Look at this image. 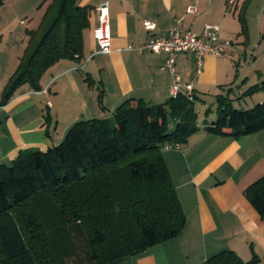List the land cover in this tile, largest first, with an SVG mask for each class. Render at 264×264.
Listing matches in <instances>:
<instances>
[{
  "label": "trees",
  "instance_id": "obj_1",
  "mask_svg": "<svg viewBox=\"0 0 264 264\" xmlns=\"http://www.w3.org/2000/svg\"><path fill=\"white\" fill-rule=\"evenodd\" d=\"M248 4L239 14L246 43ZM91 12L78 0H50L38 28L26 31L28 45L1 105L24 85L40 92L42 77L60 61L83 59ZM262 91L264 83L242 96ZM103 96L99 84L100 105ZM215 99L217 118L208 133L239 139L264 131V103L239 110L228 95ZM199 101L195 91L160 105L130 99L111 118L76 122L58 145L0 164V264H123L178 238L187 216L163 152L198 132ZM45 122L49 127L50 114ZM244 197L264 222V176ZM202 264H260V258L244 261L223 250Z\"/></svg>",
  "mask_w": 264,
  "mask_h": 264
},
{
  "label": "crops",
  "instance_id": "obj_2",
  "mask_svg": "<svg viewBox=\"0 0 264 264\" xmlns=\"http://www.w3.org/2000/svg\"><path fill=\"white\" fill-rule=\"evenodd\" d=\"M49 3L43 0L39 5L31 0L24 5L18 16L20 23L24 22L20 25H26L25 19L34 8H44V14ZM78 4L92 7L90 26L84 32L83 59L60 61L42 77L40 92L24 85L6 105H1L2 93L24 55L28 29L23 33L17 28L10 39L0 38V164L12 162L23 151H46L58 145L76 122L111 118L127 100L160 105L173 97V77L161 70L166 56L138 51L152 35L145 30V21L156 24L154 34L165 32L178 21L183 30L198 34L205 25L215 24L221 28L222 40H233L227 33L232 24L225 11L226 0H78ZM102 6L107 7L111 28L109 54L100 53L94 39ZM189 6H196L198 18L186 12ZM258 22L261 29L262 19ZM261 36L259 32L256 40L249 38L250 50L261 48ZM239 39L231 50L233 55L206 58L198 77L193 55L177 56L175 71L183 85L196 80L199 102L205 103L209 96L228 95L239 110L264 103V91L242 96L264 83V55L254 52L249 67L236 69L240 64L234 57L236 50L242 59L247 54L253 56ZM88 78L94 81L93 87ZM99 84L104 91L101 105ZM47 114L52 119L49 127ZM216 118L215 113L200 122L198 132L180 150L163 152L187 216L182 233L142 255L127 258L123 264H202L223 250L235 252L244 261L255 254L264 264V222L244 197L245 190L264 176V131L239 139L213 135L206 127Z\"/></svg>",
  "mask_w": 264,
  "mask_h": 264
},
{
  "label": "built area",
  "instance_id": "obj_3",
  "mask_svg": "<svg viewBox=\"0 0 264 264\" xmlns=\"http://www.w3.org/2000/svg\"><path fill=\"white\" fill-rule=\"evenodd\" d=\"M238 0H227L229 10L236 6ZM99 24L94 30V39L102 54H109L112 48L111 28L108 22L107 7L102 6L99 10ZM186 12L190 15L199 17L196 6H189ZM24 24V22H21ZM144 28L152 34L148 41L138 48L139 52H150L153 54H164L166 56L162 71H168L173 77L172 95L178 94L190 96L194 93L195 82L183 85L179 75L175 71L176 58L180 54H192L196 61L197 74L203 73L204 61L208 57L217 59L223 58L226 53L233 49L234 43L231 41H223L220 39V27L215 24H207L201 33H196L191 29L183 30L180 21L176 22L172 27L161 34H154L157 26L151 22H144ZM131 50V48H129ZM180 145H166L165 151H178Z\"/></svg>",
  "mask_w": 264,
  "mask_h": 264
},
{
  "label": "rangeland",
  "instance_id": "obj_4",
  "mask_svg": "<svg viewBox=\"0 0 264 264\" xmlns=\"http://www.w3.org/2000/svg\"><path fill=\"white\" fill-rule=\"evenodd\" d=\"M7 1L4 0L2 6H0V38L10 39V37H12L13 35L15 36V30L17 28H21L20 32L23 31V33H24L25 28L28 29L29 31H32L38 28V25L40 23V18L43 14L44 8L42 9L34 8L33 10L34 13L28 16L29 18L25 19L26 25L21 26L20 21L22 18H18V16L21 12V9L24 7V5H29L31 0H7ZM32 1H36V0H32ZM37 1L39 2V5H41L40 3H42L43 0H37ZM244 1L245 0H238L237 1V3H239L238 6H234L230 10L227 5V0L225 4V11L226 13L228 12L227 15L229 16L227 17L228 21L231 22L232 24L231 26H228L229 29H227L228 35L232 36L233 38L231 42L234 43V47H235V45L239 44V41H240L239 38L241 37L244 40V44L242 45L247 47V52H251L253 54V56H250V54L249 55L247 54V57L245 59H242L239 57L238 50H236L237 53H234V57H235V60H237L240 64L235 65L236 66L235 68L239 70L243 69L244 67L245 68L249 67V63L251 64L252 61H254L255 59L254 54L256 52L258 54L260 53L264 55V42L262 43L261 48L256 49L253 47L250 50V47L245 42L246 39L244 35H241L242 26L239 22V14H240L241 6L243 5ZM245 18L247 22L248 38L251 37V39L256 40V38L259 37V32H261V35H262L261 40L264 41V0H249ZM259 18L262 19L261 29H259V22H258L260 21ZM235 31L237 32L235 33ZM223 41H230V40H223ZM231 50L232 49H230L226 53L224 58L226 56L233 55V53H231ZM238 58H240V60H238ZM216 108H217L216 99L211 96L205 99V103H201V102L196 103L195 110L198 114V123L202 122L204 119L209 120L210 115L216 113ZM244 109H249V108H244ZM207 110L209 111L208 113H207ZM201 127H203V125Z\"/></svg>",
  "mask_w": 264,
  "mask_h": 264
}]
</instances>
